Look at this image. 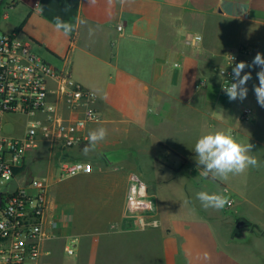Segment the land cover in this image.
<instances>
[{
  "label": "crops",
  "instance_id": "crops-1",
  "mask_svg": "<svg viewBox=\"0 0 264 264\" xmlns=\"http://www.w3.org/2000/svg\"><path fill=\"white\" fill-rule=\"evenodd\" d=\"M2 5L0 29L18 32L39 56L69 69L96 93L101 116L85 127L84 143L53 153L40 144L16 169L20 183L48 180L38 264H264V195L250 197L243 188L258 168L225 181L205 178L193 151L201 135L226 130L250 143L264 164V107L253 90L260 68L241 73L251 72L243 101H230L221 83L227 53L250 65L257 52L264 54V0H0ZM57 16L75 26L69 36L55 29ZM196 35L201 38L193 43ZM98 127L108 130L107 138L85 155L88 133ZM109 150L120 154L111 165L102 155ZM59 155L89 161L92 170L60 177ZM180 175L185 193L193 192L171 200L163 186ZM133 176L145 184L158 226L132 225L127 198ZM199 191L227 195L231 203L205 210ZM241 215L259 229L246 242L229 241ZM71 242L74 252L66 254Z\"/></svg>",
  "mask_w": 264,
  "mask_h": 264
},
{
  "label": "built area",
  "instance_id": "built-area-1",
  "mask_svg": "<svg viewBox=\"0 0 264 264\" xmlns=\"http://www.w3.org/2000/svg\"><path fill=\"white\" fill-rule=\"evenodd\" d=\"M200 38L194 36L193 43ZM236 63L235 53L225 55L223 88L235 82ZM203 85V80L198 81V86ZM96 99V93L76 82L69 69L39 56L18 32L0 29V179L13 181L0 191V264H38L42 254L48 180L42 176L23 183L16 180V169L22 165L27 150L44 144L53 153L55 149L84 143L87 124L101 119L95 108ZM248 112L247 108L243 110L245 116ZM8 114L26 116L22 136L3 132ZM58 160L60 177L92 170L89 161L62 156ZM127 210L131 211L132 225L138 229L159 225L152 216L147 188L136 176L130 185ZM74 247L71 242L65 245L64 252L72 254Z\"/></svg>",
  "mask_w": 264,
  "mask_h": 264
},
{
  "label": "clouds",
  "instance_id": "clouds-1",
  "mask_svg": "<svg viewBox=\"0 0 264 264\" xmlns=\"http://www.w3.org/2000/svg\"><path fill=\"white\" fill-rule=\"evenodd\" d=\"M95 2L96 0H89V3L94 4ZM78 23L86 24V21L78 20ZM55 29L62 31L64 36H69L75 30V26L57 16L55 17ZM88 31L90 37L94 35V29L89 28ZM253 66L260 68V71L257 72L259 84L254 85L253 90L257 103L264 107V54L257 52L251 65L245 61L237 63L233 68L235 82H230V86L224 87V91L230 101L246 99L248 95L246 85L251 79V72H245L242 76L241 73L245 68ZM107 135L108 130L105 127L90 130L88 143L82 150L84 154L96 151L98 145L107 138ZM252 147L250 143L245 145L238 141L230 131L216 130L201 135L197 139L193 151L196 153L197 167L203 166L200 169L201 176L207 178L211 175L214 179L225 181L230 175H239L249 168L264 166L253 154ZM196 199L205 210H221L231 203L227 195L207 191L197 192Z\"/></svg>",
  "mask_w": 264,
  "mask_h": 264
},
{
  "label": "rangeland",
  "instance_id": "rangeland-1",
  "mask_svg": "<svg viewBox=\"0 0 264 264\" xmlns=\"http://www.w3.org/2000/svg\"><path fill=\"white\" fill-rule=\"evenodd\" d=\"M3 5L0 7V19L1 15L4 11ZM46 59L49 60L50 56H46ZM53 63V58L50 59ZM26 124V116L21 114H8L4 117V123L2 130L5 134L12 135V136H19ZM262 158H264V155H262ZM264 165V164H262ZM258 171L254 174H251L250 172V185L244 186L245 192L250 196H256V195H264V166H261V168L257 169ZM9 184L11 186L13 184V181H9L6 179H0V191H2L5 186ZM184 180L182 179V175L180 177L170 179L168 183H166L165 186H163L165 189H167L168 197L177 199L178 195H186L190 194V192H193V189L190 191L188 188L186 189V193L183 188ZM194 194V193H192ZM172 200V199H171ZM237 209V208H236ZM235 210L234 208H231V212ZM239 214V213H238ZM255 239V238H254Z\"/></svg>",
  "mask_w": 264,
  "mask_h": 264
},
{
  "label": "water",
  "instance_id": "water-1",
  "mask_svg": "<svg viewBox=\"0 0 264 264\" xmlns=\"http://www.w3.org/2000/svg\"><path fill=\"white\" fill-rule=\"evenodd\" d=\"M108 164H113L120 159V154L118 151L109 150L104 151L102 153ZM0 201H1V193H0ZM259 229L258 225L251 221L246 216H239L234 222V225L229 233L228 240L229 241H237V242H246L249 240L250 236Z\"/></svg>",
  "mask_w": 264,
  "mask_h": 264
}]
</instances>
